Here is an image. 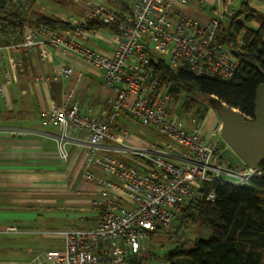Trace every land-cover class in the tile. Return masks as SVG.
Returning a JSON list of instances; mask_svg holds the SVG:
<instances>
[{
	"label": "built area",
	"instance_id": "1",
	"mask_svg": "<svg viewBox=\"0 0 264 264\" xmlns=\"http://www.w3.org/2000/svg\"><path fill=\"white\" fill-rule=\"evenodd\" d=\"M189 1L133 0L130 13L119 14L106 0H81L82 15L65 21L69 28L34 26L18 40L0 46L3 97L6 86L18 82V72L32 53L49 63L54 55L60 59L75 56L101 76L108 90L102 106L95 110L78 98L84 73L70 65L59 62L42 81L74 79V85L61 94L59 105L41 111L40 122L57 130L63 160L68 157L67 145L85 149L82 177L110 193L99 202L95 226L57 232L63 239L62 248L40 250L26 264H127L133 255L145 251L144 241L157 226L172 223L181 203L201 195L202 183L222 181L251 188L253 178L264 177L260 166L252 168L241 160L229 163L221 152L217 155L220 146L212 138L220 134L221 126L208 136L198 117L185 120L170 110L169 95L154 72L159 60L171 69L225 82L232 81L239 69L235 51L242 41L225 42L219 33L227 20H242L236 16V0H222L208 22L183 12ZM91 24L113 30H87ZM98 40H108L112 49L101 50ZM124 118L156 133L159 141L141 144L137 136L119 126ZM118 156L132 158L134 164ZM92 166L116 182L97 179ZM205 199L213 202L214 193ZM3 233L14 235L19 229L6 226Z\"/></svg>",
	"mask_w": 264,
	"mask_h": 264
},
{
	"label": "trees",
	"instance_id": "2",
	"mask_svg": "<svg viewBox=\"0 0 264 264\" xmlns=\"http://www.w3.org/2000/svg\"><path fill=\"white\" fill-rule=\"evenodd\" d=\"M132 1L106 0L110 6H118L125 14L130 13ZM28 2L34 3L35 0H0V46L13 39L18 40L26 29L34 26L69 28V24L59 19L41 16L29 19ZM236 16L242 17V20H227L219 31L225 42L236 44L240 40L243 43L235 51L239 69L232 81L197 77L184 69L174 70L164 60H159L154 67L161 87L169 95L170 104L181 102L179 111L185 117L198 116L200 103L208 104V99L215 96L240 111L244 120H255L256 89L264 81V15L244 2ZM250 22L258 23L259 27L254 30L245 26ZM102 28L113 30L110 26L93 24L87 30ZM220 146L223 150L226 145L222 142ZM259 166L264 171V161ZM211 191L215 195L213 202L205 199ZM200 193L181 203L172 221L176 223V230L195 227L199 236L183 243L190 244L188 249L179 250L184 245L178 246L165 259L171 264L180 257L186 259V264H264V177L253 178L251 188L222 181L204 182ZM164 227L157 226L149 245L154 244ZM205 234L207 238H204ZM168 239L171 240V236ZM137 257L133 264H141L139 255Z\"/></svg>",
	"mask_w": 264,
	"mask_h": 264
},
{
	"label": "crops",
	"instance_id": "3",
	"mask_svg": "<svg viewBox=\"0 0 264 264\" xmlns=\"http://www.w3.org/2000/svg\"><path fill=\"white\" fill-rule=\"evenodd\" d=\"M244 2L264 15V0H244ZM221 3L222 0L203 2L190 0L182 10L186 15L200 22H208L216 15ZM241 4L240 0L235 1L237 10ZM75 5L80 9L81 16L82 4L76 2ZM245 26L255 30L259 24L250 22ZM98 44V48L103 51L112 49L108 40H98ZM36 57L38 56L35 53L27 57L24 69L18 72V82L7 85L6 95L4 97L0 95V264H26L33 255L40 249H45L47 245H54L50 248L63 246L62 237L61 239L33 238L35 236L32 235L36 232L32 224L38 220L33 216L48 211L49 208L67 209V212L72 214L69 223L71 224L79 218L78 211L87 212V209L80 210L78 204L82 201L79 200L81 198L77 199L73 195L75 189L82 188L87 195H90L87 196L90 200H95L97 195H101L103 198L99 199V202L110 193L96 181H87L82 177L85 149L69 144L66 147L68 157L63 160L56 143L57 130L51 125H43L39 118L42 110L48 109L52 104L59 105L61 94L74 85L73 78L62 82H42L50 76V69L52 70L54 65L62 62L73 67L76 72L87 73L88 77L90 74L101 76L75 56L60 59L54 55L51 63L42 62ZM33 60L35 61L32 70L28 69L27 66L32 64ZM46 74L49 76L46 77ZM1 82H4L2 68H0ZM124 123V120H121L119 125L124 127ZM11 131L17 133L12 134ZM118 158L126 164H134L132 158L120 156ZM95 177L116 182L115 178ZM98 215L99 213L86 214L89 218L97 216V220ZM6 226L17 227L19 233L4 234L3 229ZM59 229L61 228L54 230L53 234L59 236L57 234Z\"/></svg>",
	"mask_w": 264,
	"mask_h": 264
},
{
	"label": "rangeland",
	"instance_id": "4",
	"mask_svg": "<svg viewBox=\"0 0 264 264\" xmlns=\"http://www.w3.org/2000/svg\"><path fill=\"white\" fill-rule=\"evenodd\" d=\"M75 1L76 0H35L34 3L28 2L27 5H29L30 9L27 12V17L31 19V18H35L36 16H41L47 19H59L64 22L69 21L80 16L79 13L80 9L75 5L76 3ZM57 2H59L60 4H58ZM79 3L81 4L80 1ZM111 8L115 12L122 14L121 9L118 6H111ZM36 58L38 60H41L39 57ZM35 60L32 61V64L27 66L28 69L32 70V65H34L33 63ZM36 65L37 63L35 64V66ZM83 73L84 76L77 88V96L81 101L85 102L86 105L93 106V108L95 109L96 107L102 104L108 90L104 86L101 77H97L91 74L88 77L86 76L87 73L85 72ZM49 75L46 74V77ZM180 106H181V102L178 105L170 104V110L176 115L184 118L185 120H188L190 116L185 117L184 115H182L179 111ZM196 117H198L199 120L203 123V129L206 131L205 133L208 136L211 134V132H213L219 126L222 125L216 112L209 106V104L200 103L199 115ZM122 120H124L125 122L124 123L125 129H127L130 134L137 136L141 144L146 143V144L154 145L155 141H152V139L156 140V138L157 141H159V137L157 136V134L152 132L148 128H144L140 126L139 124L130 120L129 118H124ZM212 140L216 141L219 144V146L223 142V140L220 137V134L214 136ZM220 149L219 151L221 152L220 153L221 157L224 160L234 164L239 162L240 159L227 146H225V149L223 150ZM90 170L95 176L112 179V177L106 176V174L97 166H92ZM73 195L77 199L81 198L79 200H81L82 202L78 204L79 207H81L80 210L87 209V212L78 211L79 218H77L76 220L71 222V224H69L70 221L72 220V216H71L72 214L68 213L67 209L62 210L57 208H53V209L49 208L48 211H43L38 215L33 216L34 219H38L36 222L32 224V228H34L36 232L34 233V235H32V237L35 236L33 238L36 237L40 239L41 238L51 239V237L60 238V236H56L53 234V231L57 230V228H61L59 229V231H62L66 229L89 228L96 225L97 216H95L96 218L93 217L89 218V216H86V214L97 215V213H100L99 210L101 206L99 203V199H102L103 197L101 195H97L95 200L94 199L90 200V198H87V196L90 195H87L86 192H84L82 188L79 189V187L75 189ZM51 217L56 219H52ZM175 227H176V223L174 224L172 223V225H168L164 227L162 232H160L159 235L156 236L155 242L152 245H149L151 236L149 237L148 240L144 241V244L146 243L145 251L139 254V260L141 264H171L168 260L165 259V256L173 249L181 245L184 246L179 250L184 248L188 249L190 247V244L185 245L183 243H185L186 241H192L199 236L198 230L195 227H189L186 230L183 229L176 230ZM169 236H171V240L168 239ZM207 237L208 235L205 234L204 238ZM61 244L62 243H60V245ZM45 247H46L45 249H40V250L60 249L62 245L58 248L56 246L55 248H50V247H54V245H47ZM174 264H186V259L184 257L177 258L174 260Z\"/></svg>",
	"mask_w": 264,
	"mask_h": 264
},
{
	"label": "water",
	"instance_id": "5",
	"mask_svg": "<svg viewBox=\"0 0 264 264\" xmlns=\"http://www.w3.org/2000/svg\"><path fill=\"white\" fill-rule=\"evenodd\" d=\"M256 103L255 120L248 122L240 111L217 97L208 99L209 106L222 123L221 139L244 164L252 168L264 161V81L256 89ZM137 258V255H133L127 264H133Z\"/></svg>",
	"mask_w": 264,
	"mask_h": 264
}]
</instances>
